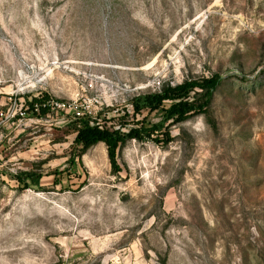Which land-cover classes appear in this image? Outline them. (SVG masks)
<instances>
[{
  "label": "rangeland",
  "instance_id": "obj_1",
  "mask_svg": "<svg viewBox=\"0 0 264 264\" xmlns=\"http://www.w3.org/2000/svg\"><path fill=\"white\" fill-rule=\"evenodd\" d=\"M213 75L116 172L102 143L77 156L73 109L148 129L133 97ZM0 264H264V0H0Z\"/></svg>",
  "mask_w": 264,
  "mask_h": 264
},
{
  "label": "trees",
  "instance_id": "obj_2",
  "mask_svg": "<svg viewBox=\"0 0 264 264\" xmlns=\"http://www.w3.org/2000/svg\"><path fill=\"white\" fill-rule=\"evenodd\" d=\"M220 78L213 75L209 78L184 81L178 85L164 84L156 92L145 93L133 97L129 104L133 114H139L141 110L159 111L161 121L148 129L141 125L137 128H129L126 133L118 130L109 131L90 125L88 117H75L72 114L70 122L66 125L74 134L73 146L77 150V156L84 154L89 148L102 143L106 148L108 163L113 172L117 171L114 151L123 144L126 139L141 140L149 137L153 131L159 129L164 122H182L192 114H204L208 106L212 92L220 83ZM164 101L170 102L167 108H162ZM37 102L34 100L32 103ZM32 103L29 104L32 111ZM24 188L38 187L40 176L29 172H23L15 177Z\"/></svg>",
  "mask_w": 264,
  "mask_h": 264
},
{
  "label": "built area",
  "instance_id": "obj_3",
  "mask_svg": "<svg viewBox=\"0 0 264 264\" xmlns=\"http://www.w3.org/2000/svg\"><path fill=\"white\" fill-rule=\"evenodd\" d=\"M47 107L49 108L50 111H53L54 113L60 114V113L65 112L69 106L64 105L63 103H57V102L50 101L49 103H47ZM72 114L75 117H82L83 116L81 113H79L75 109H73Z\"/></svg>",
  "mask_w": 264,
  "mask_h": 264
}]
</instances>
